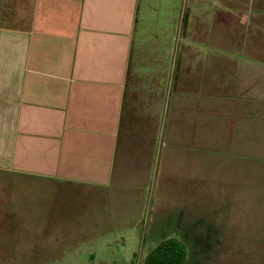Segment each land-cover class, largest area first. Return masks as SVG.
I'll return each mask as SVG.
<instances>
[{
  "label": "crops",
  "instance_id": "crops-1",
  "mask_svg": "<svg viewBox=\"0 0 264 264\" xmlns=\"http://www.w3.org/2000/svg\"><path fill=\"white\" fill-rule=\"evenodd\" d=\"M259 103L264 0H0L1 177L130 198Z\"/></svg>",
  "mask_w": 264,
  "mask_h": 264
},
{
  "label": "rangeland",
  "instance_id": "rangeland-1",
  "mask_svg": "<svg viewBox=\"0 0 264 264\" xmlns=\"http://www.w3.org/2000/svg\"><path fill=\"white\" fill-rule=\"evenodd\" d=\"M183 25L179 14V52ZM203 115L179 162L162 155L130 198L1 175L0 264H142L168 237L185 241L189 264H264V103L226 121Z\"/></svg>",
  "mask_w": 264,
  "mask_h": 264
},
{
  "label": "trees",
  "instance_id": "trees-1",
  "mask_svg": "<svg viewBox=\"0 0 264 264\" xmlns=\"http://www.w3.org/2000/svg\"><path fill=\"white\" fill-rule=\"evenodd\" d=\"M5 244L7 245V242ZM7 246L9 247V245ZM4 253L8 257H12V250H6ZM188 258L189 249L185 241L176 237H168L161 240L146 254L142 264H187Z\"/></svg>",
  "mask_w": 264,
  "mask_h": 264
},
{
  "label": "flooded vegetation",
  "instance_id": "flooded-vegetation-1",
  "mask_svg": "<svg viewBox=\"0 0 264 264\" xmlns=\"http://www.w3.org/2000/svg\"><path fill=\"white\" fill-rule=\"evenodd\" d=\"M189 262V261H188ZM187 264H189V263H187Z\"/></svg>",
  "mask_w": 264,
  "mask_h": 264
}]
</instances>
